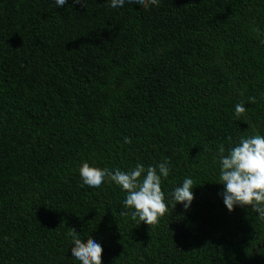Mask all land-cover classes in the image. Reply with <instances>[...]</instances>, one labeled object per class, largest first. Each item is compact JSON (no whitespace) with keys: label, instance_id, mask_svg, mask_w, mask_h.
Instances as JSON below:
<instances>
[{"label":"trees","instance_id":"16d2710c","mask_svg":"<svg viewBox=\"0 0 264 264\" xmlns=\"http://www.w3.org/2000/svg\"><path fill=\"white\" fill-rule=\"evenodd\" d=\"M262 41L264 0H0V264H77L72 229L102 264H264V221L227 210L214 162L264 135ZM165 158L166 201L185 177L194 200L154 225L121 215L114 183L81 186L83 163Z\"/></svg>","mask_w":264,"mask_h":264},{"label":"clouds","instance_id":"9594fccd","mask_svg":"<svg viewBox=\"0 0 264 264\" xmlns=\"http://www.w3.org/2000/svg\"><path fill=\"white\" fill-rule=\"evenodd\" d=\"M68 0H54L56 8H63ZM140 9H148L158 3V0H133ZM80 4L81 0H73ZM126 0H109V6L114 9L124 8ZM264 42V41H262ZM243 104H236L234 114L237 118L245 113ZM130 143V138H124ZM218 164L219 184L223 185L218 193L229 212L237 207L251 206V211L258 214V219L264 221V135L258 132L249 136H240L236 142L228 147L218 149L214 158ZM171 169L165 158L155 166L137 162L135 167L127 170L120 168L101 170L100 168L83 163L79 169L82 187L98 190L106 183H114L125 193L121 201L124 211L121 215L130 216L139 224L154 225L162 217L168 207L182 204L187 210L194 200V181L185 177L182 183L173 187L167 193L162 191V182L167 180ZM73 231L71 237V257L77 264H102L103 247L94 239L84 240Z\"/></svg>","mask_w":264,"mask_h":264}]
</instances>
